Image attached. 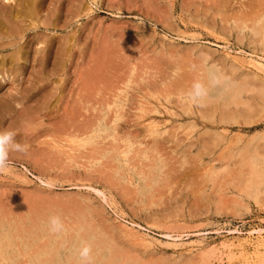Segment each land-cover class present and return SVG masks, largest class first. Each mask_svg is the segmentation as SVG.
<instances>
[{"label":"rangeland","instance_id":"374dc122","mask_svg":"<svg viewBox=\"0 0 264 264\" xmlns=\"http://www.w3.org/2000/svg\"><path fill=\"white\" fill-rule=\"evenodd\" d=\"M52 1L54 3L52 6L48 5L49 8L46 7L47 4H50L49 1L45 5L44 14L51 13L55 6L62 5V16L65 18L67 13L66 0ZM89 1L82 0L83 4H85L84 2L89 3ZM216 1L95 0V3H89L92 11L88 13L85 10L79 12V17L76 16L77 18L71 19L65 29L55 33L61 38L71 36L74 33L77 37V45L74 47L72 61L68 62L65 73L62 72L61 75L56 74L51 77L55 83H58L59 79H62V82L59 85L52 84L50 92L54 93L55 96L52 94L49 96V102L46 101L47 104H45L47 109L44 108L43 111H40V105L42 106L43 103L38 100L39 97L29 98V102L25 100L22 102L23 104H19L17 100L25 88L31 87L27 78L32 77L31 79L34 81L37 79V74L31 68L37 66L38 63H28L25 74L21 77L13 75L9 79H4L0 74V130H12L15 133V142L26 146L23 152L11 151L9 153V167L4 170L5 172H0V218L11 221L16 229L19 226L17 230L23 237L20 240L19 238L15 239L17 250L19 249L22 255L4 264H39L47 255L42 253L39 256L38 253L39 260L29 261L26 256L28 257L34 252L40 251L41 253V251L48 250L51 247L49 242H55L52 247L59 248L63 261L61 264H78L77 250L83 240L90 245L92 244V264L105 262L101 253L108 256L110 251H114L118 255L117 264H210L211 260V264H219L220 261L216 258L219 254L212 255L209 262L203 259L199 246L195 248L192 246L193 244L194 246L198 245L201 241L200 245L219 246L224 241V243L232 244L233 248L231 247L230 250L232 252L224 253L222 255L223 261L220 264H261V261L264 260V247L256 246L261 241L257 242L256 236L251 237L249 231L264 228V76L257 74L248 67H240L232 61V58L238 55L239 58L252 56L253 58L264 59V35L257 36L254 34V29L260 27L264 21V8H261L264 7V0H218V4ZM255 11L259 12V16L255 15L258 14ZM67 17L69 20L70 16ZM252 19L254 22L251 21ZM63 23L64 21L60 24L64 25ZM36 32L47 33L48 31L30 30L27 32V36ZM48 33L54 34L53 31ZM99 45L104 46V49ZM11 50L2 53L5 55ZM103 50L108 52V61L106 60L107 63L103 64L104 68H107H102L104 74L106 76L108 74L109 77L107 76V78L103 73L101 75L99 69L96 68V62H101V58L104 59L103 56H100L103 54ZM227 52L230 55H227ZM97 55L99 58H96ZM164 64H167L166 67ZM208 65H214L220 74L222 72L220 85L211 91L215 92V89H225V87V90H228V84L232 83L231 85L238 86L237 88L242 90L240 100H229L228 103L224 99L220 100L217 96L209 93L207 97L209 99H205L203 103L206 104L205 106L203 104L202 106H194L186 102L184 94L194 81L200 80L207 83ZM51 67L49 65L47 71H50ZM86 69L92 70V74L98 72L97 74L102 77L98 81L96 75V78L92 77L93 81L88 82L84 79L87 74ZM184 80L186 83L183 82ZM129 81H132L131 84ZM239 81H243L244 85ZM116 83L117 87L121 86L128 91V98L123 111L124 117L118 124V136L122 137L121 135H123L125 141L141 140L144 145L149 147L148 156L150 157L141 160L136 170L127 172L124 170L125 167H122L123 164L118 166L114 160L108 157L111 153L101 157L99 166H95L94 169L78 167L74 162L67 160L66 155L56 153L53 148H50V145L49 148L45 145L44 142L49 144L51 137L63 138L62 131L67 125V123L63 125V122H67L68 120H65L67 118L77 117L76 110L79 105L75 104V98L77 97L76 91L81 85L85 87V93L83 91L80 93L83 96L82 100L84 99L87 104H91L90 106L98 107L100 102L107 99L105 94L109 95L112 91H116L114 89ZM100 86L103 87L102 90ZM107 90L108 92L111 91L108 93ZM93 91L95 93L97 91L98 94L93 93ZM180 91L185 93L181 94ZM12 98H16L14 100L17 102L13 104V107L16 108L10 115L1 109V104L5 100H13ZM235 102L238 103L235 104ZM63 103L64 105L66 103L67 112H72L75 115H68L62 108ZM243 103L248 107L244 108ZM26 105L31 108H27V114L21 115V111L23 107H27ZM73 106H76V112L72 109ZM63 111L67 115L62 113ZM81 112L82 114H89V112ZM50 114L52 117L49 116ZM58 114L64 118L61 119ZM27 116L29 118L35 116L39 119H36L33 124L24 120L28 118ZM79 120L82 121V118ZM24 121L27 123L24 124ZM151 122L156 123L161 132L159 135L153 136L146 131L147 125ZM60 123L62 124L60 125ZM22 124L26 126H24L26 129ZM56 124L60 125L59 128L56 127ZM62 125V130H59ZM48 132H52V134L49 135ZM55 132H58L56 134L58 136L55 135ZM104 135L103 133L102 136ZM109 140L108 138V142ZM104 142L108 143L107 139ZM152 144L155 146L154 149L150 148ZM42 148H46V150ZM31 152L32 154H30ZM81 162L85 161L81 160ZM252 162H255V171L257 169L256 174L252 173L253 176L249 173L252 171L249 170ZM92 172L96 174L94 175ZM43 181L49 182L52 186H44ZM251 183L252 185L256 184L252 186ZM44 194L45 196H43ZM9 196L10 198H8ZM47 207H50V210ZM114 210L120 212L124 218L126 216V220L139 224L144 230L142 232L148 234L150 238L152 237L153 244L147 246L141 241H135L130 236V238L126 237L127 235L125 236L117 229ZM57 214L65 225L64 233L59 236L50 234L46 229L48 217ZM86 227L87 230L85 231ZM74 231L75 234H73ZM36 237L39 238L35 240ZM201 237L202 239H200ZM98 238L99 240L102 239L101 241L105 240L101 244L104 245L101 246V249L95 247ZM57 241L60 242L57 243ZM249 241H252L253 245ZM23 242L27 245L24 246ZM45 245L47 248L44 247ZM255 247H257L256 251H254ZM193 248L196 250L194 251ZM251 252L256 254L252 255ZM179 254H182V258ZM253 258L254 260H252ZM67 259H70L69 262H71L69 263ZM245 260L249 262L247 263Z\"/></svg>","mask_w":264,"mask_h":264},{"label":"bare ground","instance_id":"6f19581e","mask_svg":"<svg viewBox=\"0 0 264 264\" xmlns=\"http://www.w3.org/2000/svg\"><path fill=\"white\" fill-rule=\"evenodd\" d=\"M49 1L50 4H47ZM52 0H2L0 2V74H2V77L5 79H9L10 76L13 77V75L17 76V77H21L23 74H25V69H26V65L28 63H38L37 66L35 65V67L33 66L31 69L32 71H34L37 74V79L34 81L31 78H27V81L29 82V84L31 85V87H27L24 89V91H22L20 93V97H18V103L19 104H23V101H28L29 98H33V97H39V101H42L43 105H40V111H43L44 108H46L45 104H47L49 96L52 94L54 95V93L50 92L52 84H60L62 82V79H59L58 83H55L52 81L51 77L55 76L56 74L61 75L62 72L65 73V69L68 66V62L72 61L71 57L73 56V50L74 47L77 45L76 42V35L74 33H72L71 36H65L64 38H61L60 36H57V34L55 35V33H57L58 30H62L65 29L68 26V23L71 21V19L73 18H77L76 16L79 15V12L83 11H87V13L89 11H92V9L90 8V4L95 3V0H90L89 3L88 2H84L85 4H83L82 0H66L67 4L65 5L66 8V14H65V18H63L62 16V11H61V6H55V8L53 10H51V13L49 12L48 14H44V9H45V5L47 4V8H49L48 5H51L54 3V1ZM146 1V0H145ZM199 1V0H198ZM232 1V0H231ZM237 1V0H236ZM172 2V1H171ZM209 2V1H208ZM218 4V0L216 1ZM240 2V1H239ZM247 2V1H246ZM100 3V2H99ZM200 3V2H199ZM222 3V2H221ZM242 3V2H241ZM57 4V3H56ZM60 4V3H59ZM189 4V3H188ZM192 4V3H191ZM220 5V4H219ZM240 5V4H238ZM187 6V5H186ZM185 6V7H186ZM227 6V5H226ZM248 6V5H247ZM246 6V7H247ZM229 7V6H227ZM261 7V6H260ZM51 8V7H50ZM190 8V7H189ZM196 8V7H195ZM262 9L264 7H261ZM258 9V8H257ZM48 10V9H47ZM121 10V9H120ZM160 10V9H159ZM223 10V9H222ZM228 10V9H227ZM248 10V9H247ZM118 11V10H117ZM211 11V10H210ZM215 11V8H214ZM82 12V13H83ZM180 12V11H179ZM204 12V11H203ZM234 12V11H233ZM241 12V11H240ZM253 12V10H252ZM258 14H255L257 16H259V12L255 11ZM47 13V11H46ZM160 13V12H159ZM221 13V12H220ZM236 13V12H235ZM121 14V13H120ZM158 14V13H157ZM207 14V13H206ZM215 14V13H214ZM223 14V13H222ZM224 15V14H223ZM67 16H70V19L67 20ZM80 16V15H79ZM78 16V17H79ZM172 17V16H171ZM192 17V16H191ZM223 17V16H221ZM230 17V16H229ZM194 18V17H193ZM203 18V17H202ZM252 18V16H251ZM64 19V20H63ZM160 19V18H159ZM181 19V18H180ZM183 19V18H182ZM256 20V18H254ZM244 20V19H243ZM248 20V19H247ZM64 21V25H61L60 23ZM196 21V20H195ZM202 21V20H201ZM229 21V20H228ZM238 21V20H237ZM236 21V22H237ZM253 21V19L251 20ZM93 22V21H92ZM244 22V21H242ZM254 22V21H253ZM78 23V22H77ZM185 23V22H184ZM201 23V22H200ZM235 23V22H234ZM262 23V22H261ZM163 24V23H162ZM183 24V23H182ZM212 24V23H211ZM89 25V24H88ZM118 25V24H117ZM123 25V24H122ZM186 25V24H185ZM217 25V24H216ZM248 26V25H247ZM214 27V26H213ZM237 27V26H236ZM254 27V26H253ZM173 28V27H172ZM221 28V27H220ZM230 28V27H229ZM239 28V27H238ZM86 29V28H85ZM215 29V28H214ZM227 29V28H226ZM30 30H44V31H48L54 32V34H50V33H45V32H36L31 36H27V32ZM207 30V29H206ZM254 34L255 35H264V21L263 24L254 29ZM82 31V30H81ZM155 32V31H154ZM141 33V32H140ZM166 33V32H164ZM50 34V35H49ZM128 34V33H127ZM191 34V33H189ZM252 34V33H251ZM67 35V34H66ZM90 35V34H89ZM141 35V34H140ZM161 35V34H160ZM185 35V34H184ZM243 35V34H242ZM181 36V35H180ZM92 37V36H91ZM90 37V38H91ZM184 37V36H183ZM89 38V37H88ZM87 38V39H88ZM103 38V37H102ZM151 38V37H150ZM153 38V37H152ZM193 37L191 36V39ZM258 38V37H256ZM25 39V40H24ZM92 39H94L92 37ZM162 39V38H161ZM179 39V38H178ZM183 39V38H182ZM181 39V40H182ZM6 40V41H4ZM86 40V39H85ZM102 40V39H100ZM184 40V39H183ZM255 40V39H254ZM90 41V40H89ZM103 41V40H102ZM165 41V40H164ZM252 41V40H251ZM257 41V40H256ZM94 42V41H93ZM100 44V43H99ZM113 44V43H112ZM124 44V43H123ZM84 45V44H83ZM161 45V44H159ZM217 45V44H216ZM215 45V46H216ZM96 46V45H95ZM100 46V45H99ZM106 46V45H105ZM109 46V45H108ZM107 46V47H108ZM171 46V45H170ZM200 46V45H198ZM102 47V46H100ZM111 47V46H110ZM109 47V48H110ZM172 47V46H171ZM196 47V46H194ZM98 48V47H97ZM104 49V46L102 47ZM113 48V47H112ZM110 48V49H112ZM160 48V47H159ZM191 48V47H190ZM9 49H12L9 53H6L5 55H3L2 52L4 51H8ZM101 49V48H100ZM114 49V48H113ZM193 49V48H192ZM160 50V49H159ZM180 50V49H179ZM209 50V49H208ZM242 50V49H241ZM115 51V50H114ZM167 51V50H166ZM116 52V51H115ZM119 52V51H118ZM145 52V51H144ZM159 52V51H158ZM196 52V51H195ZM210 52V51H209ZM97 53V52H96ZM126 53V52H125ZM111 54V53H110ZM133 54V53H130ZM135 54V52H134ZM151 54V53H150ZM177 54V53H176ZM108 52L103 50V54L100 56H103V60L101 58V62L99 61L98 63L96 62L97 66L96 68L99 69V72L101 73V75L104 74V70L102 68H104L103 64L105 65L106 60L108 61ZM165 55V54H164ZM227 55H230L229 52H227ZM232 55V54H231ZM134 56V55H133ZM206 56V55H205ZM213 56V55H212ZM257 56V55H256ZM98 57V55L96 56V58ZM111 57V56H110ZM114 57V56H113ZM117 57V56H116ZM169 57V56H168ZM171 57V56H170ZM208 57V56H207ZM229 57V56H228ZM93 58V56H92ZM99 58V57H98ZM123 58V57H122ZM146 58V57H145ZM165 58V57H164ZM87 59V58H86ZM112 59V57H111ZM117 59V58H116ZM127 59V58H126ZM141 59H143L141 57ZM147 59V58H146ZM156 59V58H155ZM235 63H237L240 67H248L250 69H253L257 74H260L262 76H264V59L263 58H253L251 57H245L244 58H239V56L237 55V57H233L232 58ZM204 60V59H203ZM116 61V60H113ZM167 61V60H166ZM111 62V61H110ZM162 62V61H161ZM225 62V61H223ZM222 62V63H223ZM90 63V62H89ZM216 63V62H215ZM231 63V62H230ZM234 63V64H235ZM138 64V62H137ZM163 64V63H162ZM168 64V63H167ZM166 64V65H167ZM52 66L50 71H47L48 66ZM70 65V64H69ZM93 65V64H92ZM165 65V64H164ZM163 65V66H164ZM165 65V67H166ZM125 66V65H124ZM158 66V65H157ZM82 67V66H81ZM85 67V66H84ZM126 67V66H125ZM171 67V66H170ZM38 68V69H36ZM87 68H88V64H87ZM107 67H105L104 69H106ZM131 68V67H130ZM232 68V67H231ZM234 68V67H233ZM236 68V67H235ZM80 69H84V68H80ZM92 69V68H91ZM95 69V68H94ZM102 69V72L100 71ZM87 70V72H86ZM85 72L86 77L84 78L86 81H93V78H96L97 75V79L99 81V79L102 77L101 75L97 74L96 72L92 74V70L88 71V69H86ZM130 70V69H129ZM31 71V72H32ZM120 71V70H119ZM205 71V70H204ZM75 72V71H74ZM84 72V70H83ZM146 72V71H145ZM170 72V71H169ZM247 72V71H246ZM103 73V74H102ZM140 73V72H139ZM78 74V73H77ZM82 74V73H81ZM113 74V73H112ZM149 74V73H148ZM186 74V73H185ZM222 74V72H221ZM80 75V74H79ZM105 75V74H104ZM126 75V74H125ZM171 75V74H170ZM178 75V74H177ZM225 75V74H224ZM106 76V75H105ZM108 76V74H107ZM106 76V78H107ZM123 76V75H122ZM148 76V75H147ZM151 76V74H150ZM176 76V75H175ZM228 76V75H227ZM93 77V78H92ZM104 77V76H103ZM109 77V76H108ZM145 77V76H144ZM171 77V76H170ZM183 77V75H182ZM184 77H188V76H184ZM105 78V77H104ZM148 78V77H147ZM191 78V76H190ZM96 79V80H97ZM144 80V78H142ZM149 79V78H148ZM157 79V78H156ZM183 80V78H181ZM185 79V78H184ZM192 79V78H191ZM18 80V79H17ZM84 80V81H85ZM161 80V79H160ZM169 80H171L169 78ZM179 80V78H178ZM187 80V79H185ZM185 80L183 82H185ZM207 80V79H206ZM3 81V80H2ZM11 81V80H10ZM74 81V80H73ZM135 81V80H134ZM163 81V80H162ZM173 81V80H172ZM191 81V80H190ZM205 81V80H204ZM78 82V81H77ZM132 81H129V84H131ZM169 82V81H168ZM179 82V81H178ZM235 82V81H234ZM241 82V81H239ZM238 82V83H239ZM20 83V82H19ZM85 83V82H83ZM100 83V82H98ZM186 83V82H185ZM184 83V84H185ZM206 83V81H205ZM243 84V81L241 82ZM13 84V83H12ZM122 84V83H121ZM128 84V86H129ZM150 84V83H149ZM156 84H158L156 82ZM182 84V82H181ZM191 84V83H190ZM232 83L228 84V90L225 89H215L216 91L213 92L211 91V89H213L214 87L210 88L209 93L213 94L215 96H217L218 98H220V100L224 99L225 101H227L229 103V100L232 101H237L236 99L240 98L241 92L242 90H240L239 88H237L238 86L234 87L233 85H231ZM241 84V85H242ZM57 85V86H58ZM86 85V84H85ZM115 85V84H114ZM113 85V86H114ZM120 85V84H119ZM124 85V84H123ZM155 85V84H154ZM159 85V84H158ZM183 85V84H182ZM244 85V84H243ZM19 86V85H18ZM150 86V85H149ZM176 86V85H175ZM185 86H187L185 84ZM13 87V86H12ZM20 87V86H19ZM89 87V86H88ZM116 91L114 90V92L112 91V93L105 94L107 96V99L103 102H100L98 107L92 105L90 106L89 104H87L84 99L82 100L83 96L80 94L82 91L84 92L85 87H83V85H81V87H79V89H77V93H76V98H75V104H78V109L76 110V116L77 117H71V118H67L65 119L67 122H63V125H65L64 123H67L66 126H64V129L62 131L63 133V138H58L59 136L56 135L58 134V132H55V135L58 137H51V140H49V144L47 142H44L45 145L49 148H53L55 150L56 153H61L66 155L65 157L67 158V160L74 162V164H76L78 167H85V168H93L95 166H97L98 164H100V158L106 156L108 153H111L110 159L114 160L118 166L119 164L122 165V167H125L124 170H126L127 172H131L132 170H136L137 165L139 162H141V160H144L150 156H148V150L149 147L147 145H144V143L141 140H135V141H125L123 139V135H121L122 137L118 136V124L119 121L122 120V118L124 117V110H125V105H126V101H127V89L126 88H121V86L117 87V83H116ZM152 87V86H151ZM165 87V85H164ZM178 87V85H177ZM247 87V86H245ZM74 88V87H73ZM103 87L100 86V89L102 90ZM153 88V87H152ZM184 88V87H183ZM241 88H243L241 86ZM250 88V87H249ZM256 88V87H255ZM18 89V88H17ZM76 89V88H75ZM90 89V88H89ZM109 89V88H108ZM113 89V88H112ZM148 89V88H147ZM254 89V88H253ZM21 90V89H20ZM53 90V89H52ZM93 90V89H92ZM97 90V89H96ZM185 90V89H184ZM214 90V89H213ZM244 90V89H243ZM56 91V89H55ZM54 91V92H55ZM111 91V90H110ZM109 91V92H110ZM211 91V92H210ZM256 91V90H254ZM260 91V90H259ZM10 92V91H9ZM87 92V91H86ZM108 92V90H107ZM106 92V93H107ZM108 92V93H109ZM157 92V91H156ZM176 92V91H175ZM181 94L185 93L184 91H180ZM258 92V91H257ZM61 93V92H60ZM85 93V92H84ZM93 93H95L93 91ZM97 93V91H96ZM95 93V94H96ZM170 93V92H169ZM168 93V94H169ZM174 93V92H173ZM56 94V92H55ZM98 94V93H97ZM102 94V93H101ZM144 94H146L144 92ZM165 94V93H164ZM31 95V96H30ZM58 95V94H56ZM70 95V94H69ZM87 95V94H86ZM93 95V94H92ZM160 95V93H159ZM12 96V95H11ZM28 96V97H27ZM55 96V95H54ZM53 96V97H54ZM88 96V95H87ZM98 96V95H97ZM100 96V95H99ZM130 96V94H129ZM209 96V95H208ZM262 96V95H261ZM103 98V96H101ZM141 97V96H140ZM155 97V96H154ZM164 97V96H163ZM74 98V97H73ZM98 98V97H97ZM214 98V97H213ZM13 99V98H12ZM16 99V98H14ZM13 99V100H14ZM89 99V98H88ZM100 99V97H99ZM209 99V98H206ZM211 99V98H210ZM242 99V97H241ZM245 99V98H244ZM5 100L1 105V109L6 113V114H10L13 113V111H15V108L13 107V104L16 103V100ZM37 100V99H36ZM37 100V101H38ZM53 100V99H52ZM70 100V99H68ZM67 100V101H68ZM73 100V99H72ZM240 100V99H239ZM47 101V102H46ZM90 101V100H89ZM94 101V100H92ZM100 101V100H99ZM250 101V100H249ZM261 101V100H260ZM46 102V103H45ZM53 102V101H52ZM59 102V101H58ZM66 102V101H65ZM71 102V101H70ZM137 102V101H136ZM224 102V101H223ZM17 103V104H18ZM32 103V102H30ZM29 103V106H30ZM67 103V102H66ZM65 103V105H66ZM98 103V102H97ZM131 103V102H130ZM204 103V102H203ZM238 102H235V104ZM241 103V102H240ZM18 104V105H19ZM27 104V103H26ZM36 104V103H35ZM50 104V103H49ZM56 104V103H55ZM60 104V103H59ZM74 104V105H75ZM134 104V102H133ZM173 104V103H172ZM208 104V103H207ZM247 104V103H246ZM257 104V103H256ZM16 105V104H15ZM53 105V104H52ZM64 105V103H63ZM65 105L62 107L63 110H65V112H67ZM71 105V104H70ZM204 106L206 104H203ZM244 105V103H243ZM242 105V106H243ZM27 106V105H26ZM51 106V105H50ZM57 106V105H56ZM179 106V105H178ZM184 106V105H183ZM187 106V105H186ZM195 106V105H194ZM193 106V107H194ZM203 106V107H204ZM235 106V105H234ZM237 106V105H236ZM235 106V107H236ZM259 106V105H258ZM224 107V106H222ZM244 108L246 107L245 105L243 106ZM248 107V105H247ZM246 107V108H247ZM261 107V106H260ZM31 107H23L22 111H21V115H25L28 113V109ZM55 108V107H54ZM65 108V109H64ZM69 108V107H67ZM72 108V107H70ZM76 106H73L72 109H74L75 111ZM186 108V107H185ZM240 108V107H239ZM263 108V107H261ZM18 109V108H17ZM47 109V108H46ZM53 109V108H51ZM59 109V108H58ZM127 109V108H126ZM198 109V108H197ZM228 109V108H227ZM79 110V111H78ZM149 110V109H148ZM231 110V109H230ZM239 110V109H238ZM20 111V110H19ZM27 111V112H26ZM39 111V110H38ZM58 111V110H57ZM69 111V110H68ZM81 111H85V112H89L88 115L86 114H82ZM196 111V110H195ZM200 111V110H199ZM216 111V108H215ZM225 111V110H224ZM246 111V110H245ZM249 111V110H248ZM262 111V110H261ZM37 112V111H35ZM49 112V111H48ZM65 112L63 111L62 113L65 114ZM70 112V111H69ZM84 112V113H85ZM95 112V113H94ZM191 112V111H190ZM226 112V111H225ZM251 112V111H250ZM47 113V111H46ZM54 113V112H53ZM68 113V112H67ZM67 113L65 115H67ZM68 113V115L70 114V116H73L74 113ZM174 113V112H173ZM210 113V112H208ZM228 113V112H227ZM245 113V112H244ZM249 113V112H248ZM35 114H39V113H35ZM34 114V115H35ZM44 114V113H43ZM52 114V113H51ZM51 114L49 116H51ZM196 114V113H195ZM201 114V113H200ZM207 114V113H206ZM224 114V113H223ZM222 114V115H223ZM226 114V113H225ZM11 115V114H10ZM14 115V114H13ZM20 115V116H21ZM31 115V114H30ZM40 115V114H39ZM54 115V114H53ZM59 115V114H58ZM75 115V114H74ZM181 115V114H180ZM221 115V116H222ZM1 116V115H0ZM18 116V115H17ZM48 116V115H47ZM212 116V114H211ZM226 116V115H225ZM228 116V115H227ZM16 117V116H15ZM22 117V116H21ZM27 120L29 123H33L36 119H39L38 117H32L29 118V116H27ZM45 117V116H43ZM52 117V116H51ZM54 117V116H53ZM56 117V116H55ZM59 117L61 118V114L59 115ZM63 117V116H62ZM133 117V115H132ZM142 117V116H140ZM179 117V116H177ZM42 118V116H41ZM49 118V117H48ZM58 118V117H57ZM59 118V119H60ZM64 118V117H63ZM61 118V119H63ZM79 118H82V121L79 120ZM229 118V117H228ZM232 118V117H231ZM234 118V117H233ZM251 118V117H250ZM21 119V120H23ZM220 119V118H218ZM45 120V119H44ZM195 120V119H194ZM197 120V119H196ZM221 120V119H220ZM236 120V119H235ZM5 121V120H4ZM27 121H24V124L27 123ZM43 121V120H42ZM41 121V122H42ZM62 121V120H61ZM144 121V120H143ZM205 121V120H204ZM212 121V120H211ZM49 121L47 120V123ZM51 122V121H50ZM56 122V121H54ZM125 122V121H124ZM232 122V121H231ZM237 122V121H236ZM46 123V122H45ZM57 123V122H56ZM59 123V122H58ZM158 123V122H157ZM202 123V122H200ZM21 124V123H19ZM22 124V126L24 127L25 125ZM34 124V123H33ZM36 124V122H35ZM54 124V123H52ZM51 124V125H52ZM62 123H60L61 125ZM127 124V123H126ZM129 124V123H128ZM213 124V123H212ZM29 125V124H27ZM59 125V126H60ZM59 130H62V127ZM171 125V124H170ZM18 126V125H17ZM43 126V125H42ZM58 126V124H56V127ZM58 126V128H59ZM193 126V125H192ZM26 127V126H25ZM24 127V128H25ZM173 127V126H172ZM215 127V126H214ZM35 129L37 127H34ZM33 128V129H34ZM55 128V127H54ZM128 128V127H127ZM179 128V127H178ZM217 128V127H216ZM26 129V128H25ZM51 129V128H50ZM57 129V128H56ZM55 129V130H56ZM133 129V128H132ZM161 129V128H160ZM186 129V128H185ZM20 130V129H19ZM28 130V129H27ZM22 131V129H21ZM51 131H53L51 129ZM58 131V130H56ZM125 131V130H124ZM123 131V132H124ZM146 131L149 132L150 134H152L153 136H157L159 135L161 132L158 130L156 123L151 122L150 124L147 125ZM168 131V130H167ZM172 131V128H171ZM175 131V129H174ZM28 132V131H26ZM24 132V133H26ZM137 132V131H136ZM178 132V131H177ZM228 132V131H227ZM18 133V132H17ZM34 133V132H31ZM49 133V132H48ZM105 134L104 136H102V134ZM126 133V131H125ZM30 134V133H28ZM27 134V135H28ZM52 134L49 133V135ZM120 134V133H119ZM206 134V133H205ZM215 134V133H214ZM228 134V133H227ZM34 135V134H32ZM62 135V134H61ZM170 135V134H169ZM225 135V134H224ZM52 136V135H51ZM125 136V135H124ZM162 136V135H161ZM214 136V135H213ZM255 136V135H254ZM50 137V136H48ZM237 137V136H236ZM19 138V137H18ZM108 138L110 139L108 142ZM231 138V137H229ZM248 138V137H247ZM107 139L108 143H105L104 141ZM151 139V138H150ZM41 140V139H40ZM153 140V139H152ZM212 140V139H211ZM217 140V139H216ZM219 140V139H218ZM231 140V139H229ZM236 140V138H235ZM239 140V139H238ZM42 141V140H41ZM124 143H121L123 142ZM189 141V140H188ZM220 141V140H219ZM151 142V141H150ZM149 142V143H150ZM166 142V141H165ZM203 142V141H202ZM215 142V140H214ZM233 142V141H232ZM254 142V141H252ZM44 143H39V144H44ZM221 143V142H220ZM151 144V143H150ZM164 144V143H163ZM186 144V143H185ZM189 144V143H188ZM191 144V142H190ZM223 144V143H222ZM246 144V143H245ZM160 145V144H159ZM193 145V144H192ZM209 145V144H208ZM178 146V143H177ZM257 146V145H256ZM39 147V146H38ZM159 147V146H158ZM245 147V146H244ZM255 147V146H254ZM151 149H154L155 146L152 144ZM229 148V146H228ZM233 148V147H232ZM37 149V148H36ZM44 149V148H42ZM230 149V148H229ZM242 149V148H241ZM46 150V148L44 149ZM50 150V149H49ZM162 150V149H161ZM196 150V149H195ZM34 151V150H33ZM51 151V150H50ZM232 151V150H231ZM247 151V150H246ZM163 152V151H162ZM183 152V151H182ZM201 152V151H200ZM234 152V151H233ZM219 153V152H218ZM236 153V152H235ZM250 153V152H249ZM248 153V154H249ZM24 154V153H23ZM32 154V152L30 153ZM44 154V152H43ZM162 154V153H161ZM166 154V153H164ZM170 154V153H169ZM247 154V153H246ZM35 155V154H34ZM204 155V154H203ZM209 155V154H208ZM220 155V154H219ZM233 155V153H232ZM238 155V154H237ZM250 155V154H249ZM253 155V153H252ZM18 156V155H17ZM42 156V155H41ZM59 156V155H58ZM254 156V155H253ZM264 156V155H263ZM262 156V157H263ZM35 157V156H34ZM49 157V156H48ZM258 157V156H256ZM43 158V157H42ZM225 158V157H224ZM240 158V157H239ZM260 158V157H259ZM30 159V158H29ZM169 159V158H168ZM250 159V157H249ZM254 159V158H253ZM42 160V159H41ZM60 160V159H59ZM81 160H84L85 162H81ZM247 160V159H246ZM252 160V157H251ZM39 161V160H38ZM113 161V162H114ZM179 161V160H178ZM177 161V162H178ZM256 161V160H254ZM260 161V160H259ZM111 162V161H110ZM241 162V161H240ZM19 163V162H18ZM46 163V162H45ZM109 163V161H108ZM179 163V162H178ZM260 163V162H259ZM264 163V161H263ZM150 164H154V163H150ZM258 164V163H257ZM18 166V165H17ZM38 166V165H37ZM41 166V165H40ZM99 166V165H98ZM111 166V165H110ZM117 166V165H116ZM143 166V165H142ZM154 166V165H152ZM184 166V165H183ZM249 166V165H248ZM44 167V166H43ZM114 167V166H113ZM251 167V168H250ZM250 169L252 170L251 172H248L254 174H256L255 171V162L250 163ZM264 167V166H263ZM16 168V167H15ZM118 168V167H117ZM243 168V167H242ZM244 168H248V167H244ZM119 169V168H118ZM117 169V170H118ZM139 169V168H138ZM142 171V170H141ZM140 171V172H141ZM5 172V171H4ZM40 172V171H39ZM86 172V171H85ZM143 172V171H142ZM231 172V171H229ZM247 172V173H248ZM14 173V172H13ZM94 173V172H92ZM166 173V172H165ZM168 173V172H167ZM44 174V173H43ZM96 173H94L95 175ZM113 174V173H112ZM121 174V173H120ZM130 174V173H129ZM128 174V175H129ZM135 174V173H134ZM133 174V175H134ZM142 174V173H141ZM229 174V173H228ZM45 175V174H44ZM122 175V174H121ZM250 175V174H249ZM150 176V175H149ZM233 176V175H232ZM253 176V175H252ZM257 176V175H256ZM115 177V176H114ZM126 177V176H125ZM167 177V176H166ZM250 177V176H249ZM264 177V176H263ZM45 178V177H44ZM118 178V177H117ZM170 178V177H169ZM49 179V178H48ZM127 179V178H126ZM116 180V179H115ZM129 180V179H128ZM255 180V179H254ZM151 182H153L152 179H150ZM248 181V179H247ZM146 182V181H145ZM233 182V181H232ZM52 183V182H51ZM95 183V182H94ZM42 184L44 186L47 187H51L52 185L49 182H45L43 181ZM144 184H148V183H144ZM250 184V183H249ZM256 184V183H255ZM254 184V185H255ZM259 184V183H257ZM54 185V184H53ZM133 185V184H132ZM252 185V183H251ZM252 185V186H254ZM130 186V185H129ZM153 187V186H152ZM173 187V186H172ZM250 187V186H249ZM243 188V187H242ZM245 188V187H244ZM252 188V187H251ZM254 188V187H253ZM172 189V188H171ZM246 189V188H245ZM264 189V188H263ZM101 190V189H100ZM157 190V189H155ZM167 190V189H166ZM153 191V190H152ZM251 191V190H250ZM257 191V190H256ZM19 192V191H18ZM160 192V191H159ZM163 192V191H162ZM242 192V191H241ZM101 194V192H99ZM6 194V193H5ZM156 194V193H155ZM14 195V194H13ZM16 195V194H15ZM150 195V194H149ZM158 195V194H157ZM245 195V194H244ZM6 197V195H4ZM45 196V194L43 195ZM134 196V195H133ZM255 196V195H253ZM4 197V200H6V198ZM106 197V196H105ZM103 197V198H105ZM157 197V196H156ZM246 197V196H245ZM258 197V195H257ZM10 198V196L8 197ZM138 198V197H137ZM136 198V199H137ZM152 198V197H151ZM35 199V197H34ZM42 199V198H41ZM113 199V198H112ZM2 200V199H1ZM19 200V199H18ZM157 200V199H156ZM10 201V200H9ZM33 201V200H32ZM113 201V200H112ZM5 202V201H4ZM44 202V201H43ZM47 202V201H46ZM108 202V201H107ZM115 202V201H114ZM155 202V201H154ZM157 202V201H156ZM255 202V201H254ZM12 203V202H10ZM36 203V202H35ZM49 203V202H48ZM47 203V204H48ZM110 203V202H108ZM4 204V203H3ZM9 204V203H8ZM17 204V203H16ZM21 204V203H20ZM19 204V205H20ZM40 204V203H39ZM41 204H43L41 202ZM159 204V203H158ZM46 205V204H45ZM50 205V204H49ZM108 205V204H107ZM161 205V204H160ZM109 206V205H108ZM116 206V205H115ZM119 206V205H118ZM34 207V205H33ZM44 207V206H43ZM85 207V206H84ZM111 207V206H110ZM114 207V206H113ZM8 208V207H7ZM12 208V207H11ZM38 208V207H37ZM48 208V207H47ZM50 208V207H49ZM48 208V209H49ZM57 208V207H56ZM65 208V207H64ZM92 209V208H91ZM113 209V208H111ZM116 210V208H114ZM39 211H41L40 209H38ZM50 210V209H49ZM58 210V209H56ZM105 210V209H104ZM114 210V211H115ZM13 211V210H12ZM34 211V210H33ZM113 211V210H112ZM2 212V211H1ZM21 212V211H20ZM19 212V213H20ZM100 212V211H99ZM124 212V211H123ZM12 213V212H10ZM22 213V212H21ZM23 214V213H22ZM40 214V213H39ZM43 214V213H42ZM41 214V215H42ZM45 214V212H44ZM61 214V213H60ZM81 214V213H80ZM1 215V214H0ZM6 215V214H5ZM12 215V214H11ZM33 215V214H32ZM58 215V214H57ZM101 215V214H100ZM8 216V215H7ZM92 216V215H91ZM125 216V215H124ZM9 217V216H8ZM40 217V216H39ZM96 217V216H95ZM19 218V217H18ZM126 218V216H125ZM122 215H120V212H116L115 211V218L114 220L117 221V226L122 233L125 234L126 237H132L138 241H141L144 244L148 245H152L153 244V240L149 237L148 234L142 232L143 228L135 223V222H131L126 220ZM15 219V217H14ZM22 219V218H21ZM18 220V219H17ZM39 220V219H38ZM42 220V219H41ZM86 220V219H85ZM84 220V222H85ZM14 221V220H13ZM35 221V220H34ZM33 221V222H34ZM40 222V221H39ZM46 222V221H45ZM24 223V222H23ZM31 223V222H30ZM83 223V222H82ZM101 223V222H100ZM42 224V223H41ZM81 224V223H80ZM85 224V223H84ZM88 224V223H87ZM94 224V223H93ZM228 224V223H227ZM26 225V224H25ZM79 225V224H78ZM109 225V224H107ZM21 226V225H20ZM80 226V225H79ZM82 226V225H81ZM87 226V225H86ZM19 227V226H18ZM17 227V229H18ZM33 227V225H32ZM77 227V226H76ZM108 227V226H107ZM23 228V227H22ZM40 228V227H39ZM85 228V227H83ZM89 228V227H88ZM111 228V227H110ZM16 229V226L11 222V221H5L4 219L0 218V264H4L5 262L8 263L11 260H14L15 258H18L21 254V251H19V249L17 250V242L15 241L16 238L22 239L23 237L20 235V231H18ZM24 229V228H23ZM47 229V228H46ZM80 229V228H79ZM92 229V228H91ZM95 229V228H94ZM22 230V229H21ZM27 230V229H26ZM39 230V229H37ZM44 230V229H43ZM74 230V229H73ZM76 230V229H75ZM85 231L87 230L84 229ZM108 230V229H107ZM150 230V229H149ZM24 231V230H23ZM30 231V230H28ZM79 231V230H77ZM97 231V230H96ZM111 231V230H110ZM144 231V230H143ZM217 231V230H216ZM234 231V230H233ZM19 232V234H18ZM81 232V231H80ZM115 232V231H114ZM230 232V231H229ZM66 233V232H65ZM77 233V232H76ZM85 233V232H84ZM97 233V232H96ZM95 233V234H96ZM23 234V233H22ZM31 234V233H30ZM72 234V233H70ZM75 234V231L74 233ZM87 234V233H86ZM98 234V233H97ZM109 234V233H108ZM32 235V234H31ZM35 235V234H34ZM39 235V234H38ZM45 235V234H44ZM249 235L251 237L256 236L255 238L258 241H261L258 245L256 246H263L264 247V228H256V229H252L251 231H249ZM42 236V235H41ZM39 236V237H41ZM73 236V235H72ZM75 236V235H74ZM81 236V234H80ZM79 236V237H80ZM86 236V235H85ZM89 236V235H87ZM165 236V235H164ZM248 236V237H250ZM39 237H36L35 240H37ZM129 237V238H130ZM166 237V236H165ZM243 237V236H242ZM25 238V237H24ZM67 238V235H66ZM102 238V236H101ZM131 238V239H132ZM167 238V237H166ZM169 238V237H168ZM174 238V237H172ZM176 238V237H175ZM178 238V237H177ZM183 238V237H182ZM204 238H205V234H204ZM26 239V238H25ZM82 239V238H80ZM84 239V238H83ZM103 239V238H102ZM101 239V240H102ZM154 239V238H153ZM202 239V237L200 238ZM250 239V238H249ZM259 239V240H258ZM62 240V239H59ZM93 240V239H92ZM98 238V243H96L98 247V249H101L103 246L101 244H103V242L105 241H101ZM205 240V239H203ZM254 240V239H252ZM24 241V240H23ZM26 241V240H25ZM56 241V240H55ZM85 241V240H83ZM256 241V240H254ZM35 242V241H34ZM38 242V241H37ZM60 242V241H59ZM57 241V243H59ZM62 242V241H61ZM97 242V241H96ZM108 242V241H106ZM105 242V243H106ZM177 242V241H176ZM175 242V243H176ZM180 242V240H179ZM202 242V241H201ZM198 243V245L194 244L192 245L194 248L196 246H199V249L203 252H201V254L203 255V259L208 260L210 262V257L212 255H216L219 254L218 260L220 261V263L223 261V257L222 255H224V253L228 254L233 247L232 244L229 243H220L219 246L217 245H210V244H206V245H200V243ZM206 242V241H204ZM245 242H247L245 240ZM30 243V242H29ZM55 243V242H54ZM54 243H50L49 242V246H51L48 250H44V251H38L37 253H33L31 255H29L28 257L26 256V258H28L29 260H39L38 257V253L39 256L40 254L43 253V255H47L46 258H44V260L40 261L39 264H61L63 263L62 258L60 256V252H59V248H57L55 246L52 247ZM66 243V242H65ZM69 243V242H68ZM78 243V241H77ZM174 243V245H175ZM250 244H252V241H249ZM23 244H25L23 242ZM31 244V243H30ZM29 244V245H30ZM141 244V243H140ZM173 244V243H172ZM179 244V243H178ZM178 244H176L177 246H179ZM182 244V243H181ZM191 244V241H190ZM205 244V243H204ZM246 244V243H244ZM27 244H25L24 246H26ZM95 245V244H94ZM166 245V244H165ZM235 245V244H234ZM247 245V244H246ZM249 245V244H248ZM253 245V244H252ZM251 245V246H252ZM43 246V245H42ZM76 246V245H75ZM92 246V244H91ZM102 246V247H101ZM105 246H107L105 244ZM170 246V245H169ZM172 246V245H171ZM243 245H241L242 247ZM44 247L47 248V246L45 245ZM93 247V248H95ZM232 247V248H231ZM20 248V246H19ZM36 248V247H35ZM34 248V249H35ZM171 248V247H170ZM190 248V247H189ZM193 248V249H194ZM243 248V247H242ZM247 248V247H246ZM38 249H40L38 247ZM37 249V250H38ZM42 249V248H41ZM109 249V248H108ZM191 249V248H190ZM235 249V248H234ZM238 249V248H237ZM257 247H255L256 251ZM31 250V249H30ZM29 250V251H30ZM187 250V249H186ZM192 250V249H191ZM196 249H194L195 251ZM244 250V249H243ZM262 250V249H261ZM119 251V250H118ZM234 251V250H233ZM260 251V249H259ZM117 252V251H116ZM184 252V251H183ZM191 252V251H190ZM228 252V253H227ZM26 253V251H25ZM24 253V255H25ZM118 253V252H117ZM189 253V252H188ZM255 253V252H254ZM28 254V251H27ZM30 254V253H29ZM252 254V252L250 253ZM256 254V253H255ZM252 254V255H255ZM260 254V253H259ZM74 255V254H73ZM176 255V254H175ZM180 255V254H179ZM182 255V254H181ZM180 255V257H181ZM178 256V255H177ZM191 256V255H190ZM258 256V255H257ZM263 256V255H262ZM101 257L103 259V257L105 258V262H101V264H117V260H118V255H116L114 253V251H110V255H105L104 253H101ZM202 257V256H201ZM254 257V256H253ZM264 257V256H263ZM68 258V257H67ZM72 258V257H71ZM70 258V259H71ZM126 258V257H125ZM182 258V257H181ZM213 258V257H212ZM231 258V257H229ZM25 259V258H24ZM70 259H67L68 262ZM74 259V258H73ZM76 259V258H75ZM74 259V260H75ZM214 259V258H213ZM250 259V258H249ZM41 260V259H40ZM66 260V262H67ZM254 260V258L252 259ZM77 261V260H76ZM246 261V260H245ZM24 262V261H23ZM65 262V261H64ZM65 262V263H66ZM67 262V263H68ZM71 262V261H70ZM69 262V263H70ZM123 262V261H122ZM208 262V263H209ZM212 262V260H211ZM210 262V264H211ZM228 262V261H227ZM247 262V261H246ZM249 262V261H248ZM247 262V263H248ZM18 263V262H17ZM21 263V261H20ZM27 263V261H26ZM219 263V264H220ZM232 263V262H230ZM19 264V263H18ZM224 264V263H223ZM229 264V263H228ZM260 264V263H259ZM261 264H264V260L261 261Z\"/></svg>","mask_w":264,"mask_h":264},{"label":"clouds","instance_id":"9594fccd","mask_svg":"<svg viewBox=\"0 0 264 264\" xmlns=\"http://www.w3.org/2000/svg\"><path fill=\"white\" fill-rule=\"evenodd\" d=\"M222 76L214 65L207 66V83L196 80L184 94L186 102L202 106L209 95L212 87H217L221 83ZM15 133L12 130H0V172L6 170L9 165V153L11 151L23 152L25 147L15 142ZM47 230L50 234L61 235L65 231V225L59 215H50L47 220ZM78 264H92L91 245L82 241L77 250Z\"/></svg>","mask_w":264,"mask_h":264}]
</instances>
